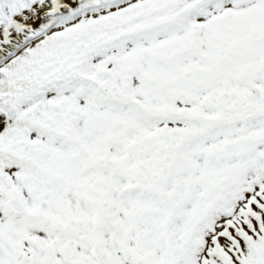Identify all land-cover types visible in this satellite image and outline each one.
Returning a JSON list of instances; mask_svg holds the SVG:
<instances>
[{"label": "snow or ice", "instance_id": "obj_1", "mask_svg": "<svg viewBox=\"0 0 264 264\" xmlns=\"http://www.w3.org/2000/svg\"><path fill=\"white\" fill-rule=\"evenodd\" d=\"M0 264H264V0H0Z\"/></svg>", "mask_w": 264, "mask_h": 264}]
</instances>
